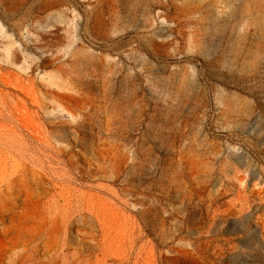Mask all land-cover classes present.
Returning a JSON list of instances; mask_svg holds the SVG:
<instances>
[{
	"label": "rangeland",
	"instance_id": "obj_1",
	"mask_svg": "<svg viewBox=\"0 0 264 264\" xmlns=\"http://www.w3.org/2000/svg\"><path fill=\"white\" fill-rule=\"evenodd\" d=\"M0 264H264V0H0Z\"/></svg>",
	"mask_w": 264,
	"mask_h": 264
}]
</instances>
